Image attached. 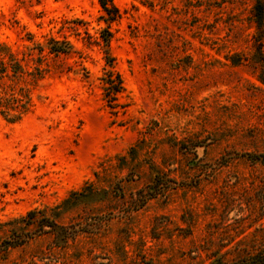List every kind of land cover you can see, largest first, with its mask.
I'll return each mask as SVG.
<instances>
[{
    "label": "rangeland",
    "instance_id": "rangeland-1",
    "mask_svg": "<svg viewBox=\"0 0 264 264\" xmlns=\"http://www.w3.org/2000/svg\"><path fill=\"white\" fill-rule=\"evenodd\" d=\"M112 5L0 0V43L18 59L37 58L49 39L71 46L42 53L32 112L0 118V264H234L263 252L252 0ZM108 71L124 89L115 109L103 100ZM86 183L98 195L53 232L20 222L30 211L56 217Z\"/></svg>",
    "mask_w": 264,
    "mask_h": 264
},
{
    "label": "trees",
    "instance_id": "trees-1",
    "mask_svg": "<svg viewBox=\"0 0 264 264\" xmlns=\"http://www.w3.org/2000/svg\"><path fill=\"white\" fill-rule=\"evenodd\" d=\"M100 7L104 12L109 14L110 11H115L112 0H98ZM251 22L254 28V33L251 37L252 47L256 50L253 55L255 65L262 66L264 69V60L262 59V47L264 43V0H252ZM107 43L106 39H103ZM38 57L18 59L17 54L4 44L0 43V118L9 124L19 123L25 116L30 114L34 108L32 100V92L37 88L39 82L47 74V69L41 67L44 56L42 53L46 50V54L53 57L60 55H68L71 51V46L67 42H59L54 39H49L46 47H36ZM30 56V55H29ZM234 64V63H233ZM103 81V100L106 106L110 109H115L119 95L124 91L123 84L119 76L108 71L105 73ZM262 82V80H261ZM250 158L264 166V155L250 156ZM96 192L92 189L91 184H85L84 187L77 192H72L56 209H61L62 212L55 215L54 218L42 217L36 221V215L39 212L30 211L20 222L24 223V227L33 226L36 222L39 224L41 233L53 232V229L58 228L55 219H58L64 212L74 209L78 204L86 200H92ZM23 227V228H24ZM48 228L49 231H44ZM25 229V228H24ZM24 231V230H23ZM22 231V232H23ZM23 237L19 241H4V248H10L23 245L27 239V233H23ZM234 264H264V251L249 256Z\"/></svg>",
    "mask_w": 264,
    "mask_h": 264
}]
</instances>
